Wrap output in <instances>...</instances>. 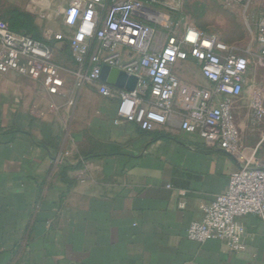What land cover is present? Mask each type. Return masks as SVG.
I'll list each match as a JSON object with an SVG mask.
<instances>
[{
    "label": "crops",
    "instance_id": "1",
    "mask_svg": "<svg viewBox=\"0 0 264 264\" xmlns=\"http://www.w3.org/2000/svg\"><path fill=\"white\" fill-rule=\"evenodd\" d=\"M35 3L31 13L64 28L59 5L47 15ZM191 64L200 67L193 58L177 65L180 79V66ZM202 86H210L203 75ZM56 95L40 79L0 71V264H264L258 216L244 218L245 252L187 237L227 189L237 158L183 131L179 119L151 130L115 123L118 99L101 94L114 115L87 124L86 150L102 145L87 156L78 145L85 129L46 107Z\"/></svg>",
    "mask_w": 264,
    "mask_h": 264
},
{
    "label": "built area",
    "instance_id": "2",
    "mask_svg": "<svg viewBox=\"0 0 264 264\" xmlns=\"http://www.w3.org/2000/svg\"><path fill=\"white\" fill-rule=\"evenodd\" d=\"M149 1L176 8L171 4L178 0H62L55 11L62 15L65 31L56 33L54 41L69 44L80 65L77 75L81 83L96 85L105 98L118 99L115 123L135 122L151 130L179 119L183 131L197 133L205 142L237 157L240 167L230 175L227 189L205 206L203 219L190 223L187 237L200 243L221 239L231 250L245 252L248 230L244 218L255 215L264 224V157L258 155V147L242 146L232 113V99L248 83L251 60L217 35L191 26L181 36L172 33L159 46L156 29L165 16L147 5ZM259 30L257 40L264 42V20ZM190 58L199 64L209 87L182 83L175 68ZM105 64L137 75L135 90L102 81L100 73ZM0 71L40 79L53 94L64 87L52 43L14 32L1 21ZM253 108L256 123L263 122V93H258Z\"/></svg>",
    "mask_w": 264,
    "mask_h": 264
},
{
    "label": "rangeland",
    "instance_id": "3",
    "mask_svg": "<svg viewBox=\"0 0 264 264\" xmlns=\"http://www.w3.org/2000/svg\"><path fill=\"white\" fill-rule=\"evenodd\" d=\"M28 2L29 0H0V21L11 29L15 11L29 13L33 17V26L38 29L43 40L52 43L54 60L61 67L64 87L58 95L47 96L45 104L49 108L53 106L52 112L57 118H61L63 124L69 127L72 121L74 129H85L81 137L83 140L78 143L80 150L85 151L86 139L92 138L87 136V124H95L101 117L112 120L115 109L113 102L106 101L98 93L96 85L80 82L77 75L80 65L73 61L66 47L60 48L67 43L54 42L55 34L65 31L61 23L48 16L31 13L27 7ZM39 2L44 6L41 13L47 15L50 9L62 4V0ZM146 4L159 9L165 16L160 21L163 24H159L156 29L159 46L172 33L181 36L191 26L200 32L217 35L228 46L236 47V53L249 56L251 63L247 75L248 83L245 91L232 99V113L241 134L242 146L248 149L258 147V155L264 156V121L256 123L253 117L254 101L257 100L258 93L264 94V42L257 40L260 24L264 20V0H250L246 5L221 0H178L171 4L176 8H170L166 3L153 4L149 1ZM178 73L183 84L202 86L203 74L200 67L192 64L181 65ZM231 156L237 158L232 154Z\"/></svg>",
    "mask_w": 264,
    "mask_h": 264
},
{
    "label": "trees",
    "instance_id": "4",
    "mask_svg": "<svg viewBox=\"0 0 264 264\" xmlns=\"http://www.w3.org/2000/svg\"><path fill=\"white\" fill-rule=\"evenodd\" d=\"M11 30H13L14 32L30 34L31 36H33L37 40H43L41 35L38 33V29L33 26V17L29 13H26V12L15 11L13 13V24H12ZM54 42H56V41H54ZM66 43H67V41H66ZM65 47H66L65 49L69 50V54H70L71 58L73 59V61L76 62V60L73 58L72 51H71L69 44L65 45ZM92 143H93V141H92ZM101 147H102L101 144L95 143L94 148H91V150H85L83 152L87 156H91V155H94L96 153H100L99 150H101L100 149ZM108 148L109 149H115L114 147H111V146H109Z\"/></svg>",
    "mask_w": 264,
    "mask_h": 264
},
{
    "label": "water",
    "instance_id": "5",
    "mask_svg": "<svg viewBox=\"0 0 264 264\" xmlns=\"http://www.w3.org/2000/svg\"><path fill=\"white\" fill-rule=\"evenodd\" d=\"M100 79L114 87L127 91L135 90L138 83L137 75L129 74L124 70L110 66L108 64L102 66Z\"/></svg>",
    "mask_w": 264,
    "mask_h": 264
}]
</instances>
